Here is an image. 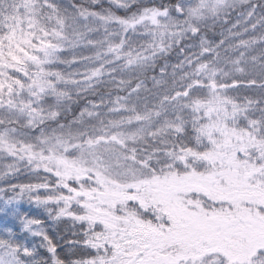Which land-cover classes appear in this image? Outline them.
I'll return each instance as SVG.
<instances>
[{
	"label": "snow or ice",
	"instance_id": "snow-or-ice-1",
	"mask_svg": "<svg viewBox=\"0 0 264 264\" xmlns=\"http://www.w3.org/2000/svg\"><path fill=\"white\" fill-rule=\"evenodd\" d=\"M0 264H264V0H0Z\"/></svg>",
	"mask_w": 264,
	"mask_h": 264
},
{
	"label": "trees",
	"instance_id": "trees-1",
	"mask_svg": "<svg viewBox=\"0 0 264 264\" xmlns=\"http://www.w3.org/2000/svg\"><path fill=\"white\" fill-rule=\"evenodd\" d=\"M24 207L26 208V207H27V205H24Z\"/></svg>",
	"mask_w": 264,
	"mask_h": 264
}]
</instances>
